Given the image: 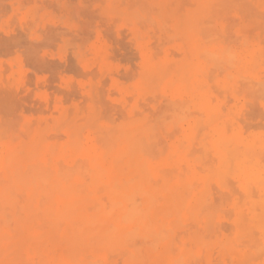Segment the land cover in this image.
<instances>
[{
    "label": "bare ground",
    "instance_id": "1",
    "mask_svg": "<svg viewBox=\"0 0 264 264\" xmlns=\"http://www.w3.org/2000/svg\"><path fill=\"white\" fill-rule=\"evenodd\" d=\"M141 1L144 3L129 4V12L133 16L137 15L139 18L141 17V21H146V24L150 23L151 26L157 24L161 28L165 26L170 28L168 24L172 20V25L179 33L186 32L190 28H197L201 22L203 24H200L199 28L202 30L204 20L201 19L209 13V16L213 14L210 5L215 0H192L195 6L185 7V9L181 6V0L179 2H176L178 0ZM173 1L176 3L175 6L172 4ZM212 4L214 7L216 6L214 3ZM120 6L118 4L117 9ZM113 9L118 11L116 8ZM119 11L122 14V11ZM254 30L255 28L251 32ZM164 31H167V28ZM194 36L196 35L194 34ZM185 37L186 43L182 46L183 48H186L195 39V37L193 40L188 39L187 35ZM171 38H173L172 35L169 39L172 40ZM203 38L205 40V36ZM206 39L207 43L211 40L207 37ZM245 41L247 43V40ZM146 48L144 49L146 50ZM200 48L203 51L199 56L205 58L208 55L206 61L209 58L208 61H212L214 68L219 69L228 65V68L235 71L241 69V58L245 56L239 57L233 53L227 54L225 51L210 50L207 47L203 49L202 46ZM203 53L205 54L202 55ZM152 55L155 54L152 53ZM188 57L190 56L188 55ZM244 59L248 60V58ZM144 61L147 62V79L154 85L153 87L157 89L156 87H161L166 82L163 90L169 89L168 93H171L173 98L179 99V102L171 101V106L167 103L171 112L166 111V114L169 115L173 112L169 116L165 115V109L160 111L157 120H155L156 115H153L155 117L151 116L152 119L155 118L152 121L149 120L151 118L149 115L147 118L140 116L143 113L138 114L137 117L136 115L131 116V114L130 121H125L126 124L122 123L123 126L120 128H117L119 125L116 127L115 123L113 124L116 130L118 129L117 133L109 132L112 128V131L116 132V130L112 126L108 131L105 129V124L101 122L100 124L105 126L101 127V130L105 129L107 135L103 136L102 134L100 139L90 138L87 132L86 140L88 139V141L82 140L84 138L82 137L83 130L79 126L69 127L67 124V143L59 147L45 139L49 138L47 135V137L43 136L46 133V131L42 133L43 128L40 132L34 129L35 127L32 128L33 130L31 127H24L27 128L26 130H31L29 133L34 132L32 135L30 134V141L22 140L23 142L20 143H12L15 142V137L11 138L13 141L9 138L12 142H6L8 139L5 134L8 131L6 129L4 133L2 129L5 141L0 139V264H109L107 256L113 252L121 254L128 264H199L200 261L204 262L203 264H208L200 256L207 249L206 235H210L209 231L214 230H212L213 226L211 227L210 221L213 223L215 212L218 211L214 208L210 184L215 182L219 188L228 191L230 183L227 182L228 185L226 183L228 176L237 180L242 192V197L231 199L230 204L234 209L231 221L235 235L246 241L239 244L225 241L220 245L221 254L228 257L230 264H262L264 262L262 261L264 255V164L261 160V157L264 158V152L261 156L258 151V147L263 141L262 138L254 134L253 137H245L239 131H235L229 139H226L223 133H215L212 142L216 159L214 158L213 162H211V155L208 157L209 162L203 156L200 158L195 156L193 159L192 155L195 154L191 149L190 151L189 149H174L175 151L168 153L167 147H164L167 146V143L164 145L162 141L157 142L162 139L158 135L159 128L157 126L160 127L165 121L172 120L176 116L173 122L168 121L172 128H176L177 126L172 125H176V122L179 124L181 121L180 119L175 121L177 117L185 118L187 112L191 115V108L188 109V106L190 103L195 105L197 100L193 92L197 90L198 84V88L201 89L199 82H193L195 72L200 67L194 62L193 67L189 65L190 61L187 58L175 66L163 60L157 62L145 59ZM249 61L253 62L251 59ZM197 72L202 76L199 71ZM143 76L145 77L142 73V79ZM228 77L233 78L232 74ZM255 83L252 85L257 87L254 90H257V96L260 97L261 90L262 96H264V76L255 80ZM249 88L251 89L250 86ZM250 92L253 93L252 89ZM186 98L188 99L185 100ZM201 108H204V104H201ZM168 109L166 107V110ZM161 112H164V116L167 117L163 123L160 121L166 117L162 116V118ZM189 115L190 118L194 117ZM92 116L91 118H93ZM65 118L62 119L63 122L66 121H64ZM245 118L249 121L248 116ZM68 119L69 117L67 122L70 120ZM200 119L203 122L202 118ZM191 120L193 125L187 123V126L190 125L189 128H192L196 124V130L199 124L195 122L196 119L189 121ZM209 120L210 115L208 114L206 121ZM1 121L3 120L1 119ZM91 121V125L95 127L97 119H95L96 122ZM14 123L13 125H15ZM60 123L62 124V122ZM165 124L163 125L165 126ZM9 125L12 126V124ZM65 125L59 126L63 128ZM164 126L160 128L162 129L159 131L160 135L164 132L163 134H168L169 139L171 136L174 137L175 134L171 135L170 133H173L175 128L173 130L167 126L171 132L167 131L166 133L167 128L165 130ZM88 127L91 128V126ZM58 128L56 126V130ZM189 128L188 131L195 132ZM101 130L94 133L98 134L99 132L100 134ZM154 131H157L156 136ZM2 133L0 132V135ZM29 133L27 134L29 135ZM192 133L189 134L192 136ZM58 134L60 135L59 132ZM9 136L10 134L7 137ZM56 136L59 138L58 135ZM191 136L188 134L184 136V138L188 137V141L183 137L182 140L180 139L181 141L178 138L177 140L172 138V142L169 141L175 145L173 148L177 147L173 139L177 141L176 143L181 144L182 142V146L177 144L181 148L188 147V144H186L187 146L183 144L191 143L193 140ZM50 139L52 140V138ZM158 145L164 147V151L160 150ZM165 151L167 154L164 153ZM180 222H189L192 228L190 227L188 232L183 229V231L186 230L184 231L185 235H188L187 241L178 245L175 238L176 235H179L177 228L182 224ZM215 233L217 232L215 231ZM253 235H260L263 245L255 243ZM190 244L193 246L190 247ZM261 261L262 263H260Z\"/></svg>",
    "mask_w": 264,
    "mask_h": 264
},
{
    "label": "rangeland",
    "instance_id": "2",
    "mask_svg": "<svg viewBox=\"0 0 264 264\" xmlns=\"http://www.w3.org/2000/svg\"><path fill=\"white\" fill-rule=\"evenodd\" d=\"M216 1L212 2L216 5L215 7L212 3L210 5L213 9L210 8L213 14L211 13L212 15L209 16V13L201 19L202 21L204 20L202 30L199 28L200 24H203L201 22L197 25V28H190L186 32L178 33L172 25L173 22L171 19V22L169 24L167 23L170 25V28H168L169 26H165L163 28L164 30L167 28V31H164L157 24L156 26L152 24L154 28L150 23H147L149 26H146V21H144V24L141 21V17L139 18L137 15L133 16L129 12L128 6L129 4L144 3L141 0H0V125H2L0 132L2 133L3 129L5 133L7 129L8 134L6 133L5 136L9 134L10 136H6V139H8L6 142H12L13 139L11 138L14 137L16 139L12 143L30 141L34 131L32 133H29V131L31 132L33 130L32 128L35 127L34 129L40 132L43 131L42 133L46 131L43 136H48L52 140L45 139L49 143H54L55 146L59 147L67 143L68 136L66 130L68 129V125L69 127L79 126L84 131H82V137L85 139L82 138V140L88 141V139L86 140L87 132L90 138L97 137L100 139L102 134L103 136L104 134L107 135L104 130H111L114 123L115 126L119 125L118 127L116 126L117 128H120L123 126L122 123L130 121L129 116L131 114V116L136 115L137 117L138 114L143 113L140 116L147 118H149L148 115L150 117L156 115L157 118L153 119L157 120L160 111H164L165 109V115H167L166 111H169L167 103L170 105L171 101L179 102V99L173 98L171 93H168L170 91L169 89L163 90L166 82L161 87H156L157 89L153 87L154 85L147 79V62L144 60L146 59L147 61L150 59L157 62L163 60L175 66L187 58L190 61L188 63L189 65L193 67L194 62L200 67L197 71L202 75H198L196 71L195 79H193V82H199L201 87V89L198 88V84L196 86L197 90L193 92L197 97L196 104L193 105L190 103V106H188V109L191 108V115L187 112L186 116L181 114L185 118H176L175 121L177 119L181 120H178L180 121L179 124L176 122V125H172L177 126V129L175 127L172 128L169 123L171 121L173 122L176 116L173 115L175 117L172 120L169 119V122H166L165 119L167 117L164 116V112H161V117L166 118L162 119L160 123L165 121L168 125L163 123L165 126L163 124H161L162 126L159 124L160 127L157 126L159 128V130L157 128L159 137L161 136L164 139L162 140L160 137L161 140L157 142L162 141L164 145L167 143V146L164 147H167L166 151L168 153L173 152L174 149H189V151L191 149L195 154L194 156L192 155L193 159H195V156L198 158L203 156L209 162L208 157L211 155V162H213V159H216L215 148L212 142L214 134L221 132L224 137L226 136V139H229L235 131H239L245 137H253L256 135L262 138L263 141L258 147V151L262 156L264 152V96H262V90H259L260 97L257 96V90L254 91L257 87H253L252 84H256L255 80L264 76V0H221L222 2L219 0L221 3ZM180 3L184 7L183 9L185 7L191 8L195 6L192 0H181ZM118 4L119 6H123L117 9L116 6ZM172 4L175 6L176 3L173 1ZM112 7L118 11L121 10L123 15L120 11L118 13ZM253 28L255 30L251 32ZM199 33L203 34L201 35ZM168 35L169 37L171 35L173 36L171 38L172 40L166 37ZM186 35L188 39L193 40L194 37L195 39L190 45L188 44L186 48H183L182 46L186 43ZM203 35L205 36V40ZM206 37L211 39L208 43L205 42L207 41ZM245 40H247V43ZM200 46L203 49L207 47L210 50L225 51L227 54L233 53L239 57L245 56L241 58V69L235 71L234 69L228 68V65L227 67L224 66L219 69L214 68L212 61H208L209 58L207 59L208 62L206 61L208 55L205 58L204 56L203 58L199 56L203 51ZM143 47H147L148 51L147 48L145 50ZM140 48L143 49L141 50ZM149 52L151 53L149 54ZM187 52L190 57H188ZM152 53L156 56L152 55ZM252 54L254 57H251ZM143 55H145V59ZM244 58H248V60ZM250 59L253 62H250ZM176 60H179V62ZM142 73L145 75L143 79ZM230 74L233 77L231 79L228 77ZM249 86L253 93L250 92L251 89ZM127 97L129 98L126 99ZM201 104H204V108H201ZM81 105L82 107H80ZM166 107L168 110H166ZM69 109L71 112H68ZM208 114L210 115V120L207 122ZM89 115L90 118L92 115L94 116L90 119L88 117ZM188 115L191 117L193 115L195 118H190ZM244 116H248L249 121ZM68 117L70 123L69 121L67 122ZM63 118H65V122L62 120ZM200 118H202L203 122L200 121ZM95 119H97V124L94 127V125H91V120L96 122ZM153 119L152 117L149 118L151 121ZM190 119H196L195 122L199 125L202 123V126L200 125L199 127L198 125L195 130L196 124H194V127L189 128L190 125H193V121H189ZM73 120L74 123L76 121L75 124L72 123ZM14 122H17L18 126ZM60 122L66 125L68 124L67 127L66 125L63 128L62 126L60 127L59 125H62ZM101 122L106 126L104 130H101V127H105L103 124H100ZM158 122L159 120L157 124ZM187 123L191 124L187 126ZM9 124H12V126ZM218 125L219 127L217 128ZM56 126L57 128L59 126L57 130ZM88 126H91V128ZM115 126H113L115 128L114 130H116ZM163 126L165 130L167 126L173 130L175 128V131L170 134H175L176 136L173 135L174 137L171 136V139H169L168 134L166 136L163 134L164 132L160 135L161 133L159 131L162 130L160 128ZM24 127H31V130H26L27 128L25 129ZM169 127L166 133L167 131L169 133L171 130ZM186 127L195 132L188 131ZM100 130V134L99 132L95 134L96 131ZM112 130L108 131L117 133L118 129L116 132ZM154 132L156 136L157 131ZM189 133H192V136ZM2 134L0 135V139L5 141V136ZM52 134L58 135L59 138ZM187 134L191 136V139L193 137V140H191V143L183 142V145L187 146L186 144H188L190 148H181L178 146L180 143H176V140L177 138L182 140V137L184 138ZM1 137H4V139ZM172 138H176L175 141L173 139V142L177 146L175 148H173L175 145L171 143ZM184 139L187 140L188 137ZM161 145H158V148L164 151L165 148L163 147V149ZM171 145L173 146L171 147ZM97 146L99 147L100 143ZM166 151L164 152L165 154H167ZM192 151L191 154H193ZM261 158L264 164V158ZM236 181L233 177H226V183L230 182L229 185L227 183L228 191L219 188L215 182H211L213 185L210 184L214 208L218 211L215 212L216 215L214 217L215 219L213 218V223L210 221L211 227L213 226L212 230L214 229L217 233L214 230V232L210 230V235H206L208 243L207 249L200 256L208 264H215L216 262L218 264H230L228 257L221 254L220 245L222 243L224 244L225 241L227 243L237 242L238 244L246 241L244 238L240 239L238 235H235V229L231 221L234 215V209L230 203L234 197H242V192ZM180 226L177 228L179 235H176L175 238L177 239L175 241L178 245L187 241L188 235H185L184 231L187 230L188 232L189 228H192L189 222H184ZM183 229L186 230L183 231ZM254 238L255 243L257 242L258 245H263V240L261 241L262 238L260 235ZM192 246L190 244V247ZM113 253H109L107 256L109 264H128L121 254ZM262 261H264V255ZM203 263L202 261L199 262V264Z\"/></svg>",
    "mask_w": 264,
    "mask_h": 264
}]
</instances>
